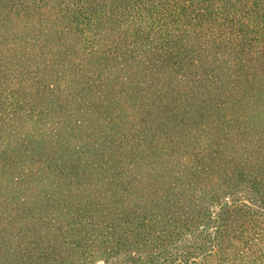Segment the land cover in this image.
Segmentation results:
<instances>
[{
  "label": "trees",
  "instance_id": "1",
  "mask_svg": "<svg viewBox=\"0 0 264 264\" xmlns=\"http://www.w3.org/2000/svg\"><path fill=\"white\" fill-rule=\"evenodd\" d=\"M0 264H264V0H0Z\"/></svg>",
  "mask_w": 264,
  "mask_h": 264
}]
</instances>
